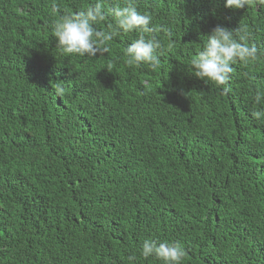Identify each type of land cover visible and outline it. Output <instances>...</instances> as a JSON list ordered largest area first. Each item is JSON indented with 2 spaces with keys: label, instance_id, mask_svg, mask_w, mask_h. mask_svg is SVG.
Wrapping results in <instances>:
<instances>
[{
  "label": "trees",
  "instance_id": "16d2710c",
  "mask_svg": "<svg viewBox=\"0 0 264 264\" xmlns=\"http://www.w3.org/2000/svg\"><path fill=\"white\" fill-rule=\"evenodd\" d=\"M96 2L0 0V264H163L146 239L179 243L182 264H264V5L137 0L153 71L126 63L139 31L95 57L56 46V20ZM217 25L258 50L227 94L191 65Z\"/></svg>",
  "mask_w": 264,
  "mask_h": 264
},
{
  "label": "clouds",
  "instance_id": "9594fccd",
  "mask_svg": "<svg viewBox=\"0 0 264 264\" xmlns=\"http://www.w3.org/2000/svg\"><path fill=\"white\" fill-rule=\"evenodd\" d=\"M251 3V0H225V7L243 9ZM264 5V0H259ZM115 18V27L109 25L108 31L97 30L94 25L105 20L103 0L88 7L85 11L76 14L63 15L56 20L53 26V35L56 46L64 53L78 56L95 57L101 51H107V43L112 41L121 32L128 33L139 31L141 35L125 49L126 63L129 66L140 67L147 65L155 71L161 66L158 49L161 47L160 40L151 27L152 17L149 14L137 10V0H124L123 5L117 4L111 10ZM246 29L240 28L234 31L224 26L217 25L202 49L191 60L194 75L203 81L214 82L222 86L227 94L231 89L228 82L234 71L233 65L237 62L248 63L257 58V48L249 46ZM100 46H104L101 48ZM54 92L57 96H63L65 87L56 82ZM257 104L264 102V92H257L255 96ZM256 120L264 119V108L252 112ZM140 255L147 259L155 256L163 264H182L186 252L179 243H162L146 239L140 247ZM135 259V257H129Z\"/></svg>",
  "mask_w": 264,
  "mask_h": 264
}]
</instances>
